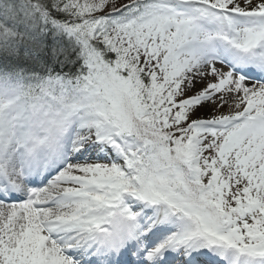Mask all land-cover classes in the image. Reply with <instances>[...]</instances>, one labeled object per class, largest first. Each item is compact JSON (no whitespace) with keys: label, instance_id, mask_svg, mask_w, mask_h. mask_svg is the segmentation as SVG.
<instances>
[{"label":"snow or ice","instance_id":"6c2138e0","mask_svg":"<svg viewBox=\"0 0 264 264\" xmlns=\"http://www.w3.org/2000/svg\"><path fill=\"white\" fill-rule=\"evenodd\" d=\"M0 264H264V0H0Z\"/></svg>","mask_w":264,"mask_h":264}]
</instances>
